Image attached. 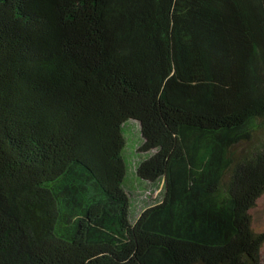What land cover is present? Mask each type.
Instances as JSON below:
<instances>
[{"label":"trees","instance_id":"trees-1","mask_svg":"<svg viewBox=\"0 0 264 264\" xmlns=\"http://www.w3.org/2000/svg\"><path fill=\"white\" fill-rule=\"evenodd\" d=\"M263 195L264 0H0V264H262Z\"/></svg>","mask_w":264,"mask_h":264},{"label":"rangeland","instance_id":"rangeland-1","mask_svg":"<svg viewBox=\"0 0 264 264\" xmlns=\"http://www.w3.org/2000/svg\"><path fill=\"white\" fill-rule=\"evenodd\" d=\"M127 139L125 158L128 166V174L124 181V188L131 198V220L135 222L149 207L159 204L165 192L164 180L156 183L141 180L137 176V167L150 156L149 153H140L142 136L139 124L127 122L124 126ZM253 227L258 233L264 232V195L260 197L257 205L252 210ZM261 260L264 264V245L261 250Z\"/></svg>","mask_w":264,"mask_h":264}]
</instances>
